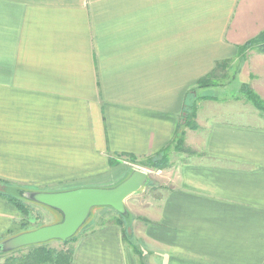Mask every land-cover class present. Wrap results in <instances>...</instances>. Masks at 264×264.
Wrapping results in <instances>:
<instances>
[{
	"label": "crops",
	"instance_id": "1",
	"mask_svg": "<svg viewBox=\"0 0 264 264\" xmlns=\"http://www.w3.org/2000/svg\"><path fill=\"white\" fill-rule=\"evenodd\" d=\"M263 30L264 0H0V179L20 195L113 184L127 154L171 142L189 90ZM238 80L264 99V52ZM249 103L199 102L185 141L200 153L157 170L173 171L170 189L126 223L139 253L111 210L72 264H264V118ZM21 215L0 194V240Z\"/></svg>",
	"mask_w": 264,
	"mask_h": 264
},
{
	"label": "trees",
	"instance_id": "2",
	"mask_svg": "<svg viewBox=\"0 0 264 264\" xmlns=\"http://www.w3.org/2000/svg\"><path fill=\"white\" fill-rule=\"evenodd\" d=\"M250 50H255L257 52H264V30L260 32L257 36L248 40L245 44L239 47L240 54L237 60L229 59L217 63L213 68V70H211L208 74L200 78L196 82L195 86L189 90L187 95V101L185 103V108L181 116V122L177 127L174 138L165 148H163L157 154H154L152 156L139 158L133 154H127V157L137 162L140 161L138 163L149 169L163 170L170 166L171 153L173 151L194 154L195 150L186 146L185 136L187 129L195 130L198 128V124L196 121L197 109L199 102L202 100L218 101V100H225L227 98L235 99V100L242 98L249 101L264 116V99L248 83L240 84L239 94L225 95L226 97L225 96L220 97V95L216 96L210 93L205 94L202 91V89L205 88L213 87L216 85L224 86L226 85V83L232 80H237L241 66L246 60L248 52ZM112 161L113 160H111V163ZM117 162H118L117 160L114 161V163ZM7 185L8 184L4 180L0 179V186H5L8 189V190L6 189L7 191L5 192H0V194L8 198L10 201H12L14 205L19 209L21 214L26 216L25 218H22L20 220L17 226L15 225V227H13L9 231L8 237L16 235L23 231L36 229L40 226H43V224H40L37 226L29 227V219L27 218V216H29L28 212L30 210V207L29 204H26V202L33 203V201H30L29 199L26 198L25 191H22V195L20 196L12 195ZM98 208L105 209V211L107 212H111V210H114L111 207H98ZM91 214L89 218L91 217ZM116 214H117V218H115V221L123 226V238L125 242L128 245H130L136 252H138V248L137 245L135 244L134 236L129 232V227H128L129 225L126 224L124 221L125 217H127L128 214L122 215L118 212ZM88 219L84 223V225L80 228V230L77 232L76 235H74L72 238L62 243L64 245H69L70 243L73 244L77 240V238L81 235V233L83 234L85 232L93 230L97 225H95L94 222L89 223ZM21 249L22 248L14 251H20ZM27 249H28L27 252L20 254L19 256H14V255L8 256L6 260L1 264H72L73 262V253H74L73 246L67 248L63 247L58 249L49 246L48 242H46L42 244L28 246ZM14 251L7 253H0V254L6 255L13 253Z\"/></svg>",
	"mask_w": 264,
	"mask_h": 264
},
{
	"label": "water",
	"instance_id": "3",
	"mask_svg": "<svg viewBox=\"0 0 264 264\" xmlns=\"http://www.w3.org/2000/svg\"><path fill=\"white\" fill-rule=\"evenodd\" d=\"M147 181V171L134 169L125 180L113 187L91 186L63 191H27L25 194L27 199L58 211L62 219L0 241V253L51 240L65 242L77 234L92 210L97 207H111L116 212L127 215L126 198L140 190Z\"/></svg>",
	"mask_w": 264,
	"mask_h": 264
},
{
	"label": "rangeland",
	"instance_id": "4",
	"mask_svg": "<svg viewBox=\"0 0 264 264\" xmlns=\"http://www.w3.org/2000/svg\"><path fill=\"white\" fill-rule=\"evenodd\" d=\"M243 83L241 81L237 80H232L228 83H226V85H216L213 87H209V88H205L202 89V91L206 94V93H210L212 95H220V97H223L225 95H231V94H239L240 92V84ZM226 97V96H225ZM234 100V99H233ZM251 104V103H249ZM261 116V118L263 116V114L260 112L259 113ZM186 146H188L186 144ZM189 147V146H188ZM193 149V148H191ZM195 150V149H193ZM199 154V150H195L194 154H190V153H186V152H177L174 151V153L172 152L171 154V163L173 160H176L178 162L176 163H180V161H186L189 159V157H191L192 155L195 154ZM127 161L126 168H128V170L126 171V173L124 174V176L120 179V180H115L116 182H114L113 184H105L106 186H99V187H113L117 184H119L120 182H122L123 180H125L128 177V173L132 172V170L134 169H143L145 171H147L148 173V181L147 183L137 192L131 194L129 197H127L126 199V207L128 209V216L125 217V223H127V221H130L131 218L136 217H142V215H147V207L149 206L148 204H146L149 201H156L158 199L161 198L162 195H164V193L170 189V186L168 184V177L170 178V173L171 171L168 173H166L167 171H164L160 174H158L157 170H152L149 169L143 165H141L140 161H134L131 160L130 158H125ZM121 163V161H120ZM171 165V164H170ZM169 167L166 168V170ZM173 172V171H172ZM174 172H176V169L174 170ZM97 187V186H96ZM79 188V187H77ZM74 189V188H71ZM70 190V189H68ZM10 193L12 195L15 196H20V194L13 190L12 188L9 190ZM26 202V201H25ZM26 204H29L30 210L28 212L27 218L29 219V227H33V226H37L40 224L46 225V224H52L55 222H58L62 219V215L50 208L47 207L45 205L39 204V203H32V202H26ZM156 205V204H154ZM139 215V216H138ZM21 218H25V215H21ZM24 216V217H23ZM144 218V217H142ZM108 220V216H107V211H105V209L102 208H95L92 211L91 217L88 219L89 223L94 222L95 225L99 224L100 222H106ZM16 225V224H15ZM17 226V225H16ZM82 234V233H81ZM48 245L51 247H55V248H67V247H71L73 246L72 243H70L69 245H64L62 243V241L59 240H51L48 242ZM27 247H23L20 251H14L13 253L10 254H6V255H1L0 254V264L3 263L6 258L10 255H14V256H19L20 254H23L25 252H27Z\"/></svg>",
	"mask_w": 264,
	"mask_h": 264
}]
</instances>
